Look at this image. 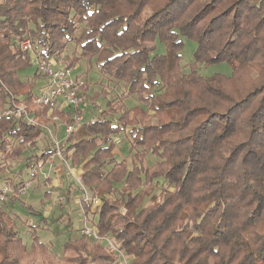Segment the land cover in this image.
Instances as JSON below:
<instances>
[{
  "label": "trees",
  "instance_id": "1",
  "mask_svg": "<svg viewBox=\"0 0 264 264\" xmlns=\"http://www.w3.org/2000/svg\"><path fill=\"white\" fill-rule=\"evenodd\" d=\"M152 1L3 0L0 160H16L35 146L49 122L50 108L32 93L40 76L19 79L29 58L11 43L28 37L39 59H51L73 41L79 52L66 58L65 68L86 59L89 71L95 59L102 78L125 90L86 123L73 111L49 116L72 125L62 156L83 162L81 183L102 196L91 212L98 236L120 241L132 264H264V0H162L151 7ZM182 37L196 44L188 73L180 65ZM156 42L164 55H152ZM220 63L231 67L229 77L198 74L200 65ZM244 71L255 83L248 86ZM131 94L138 105L119 111L117 103ZM14 106L23 108L20 116L2 114ZM116 133L135 150L131 169L112 155L109 137ZM149 153L158 159L152 167L145 162ZM158 179L167 186L143 206ZM88 246L83 235L69 241L58 260L34 235L29 249L0 208V264L112 262L100 243L92 256Z\"/></svg>",
  "mask_w": 264,
  "mask_h": 264
},
{
  "label": "rangeland",
  "instance_id": "2",
  "mask_svg": "<svg viewBox=\"0 0 264 264\" xmlns=\"http://www.w3.org/2000/svg\"><path fill=\"white\" fill-rule=\"evenodd\" d=\"M3 2V0H0V4ZM162 0H153L151 2V7H158L161 4ZM148 15V14H147ZM80 28V26L78 27ZM79 33L75 32V36H77ZM17 40V39H16ZM181 40L183 41V47L181 50V62L180 65L184 67L183 72L184 73H188V67L189 65L194 61L193 59V55L194 52L196 50V44L195 42L188 40L184 37L181 38ZM15 41V40H14ZM20 41V40H19ZM12 44V43H11ZM155 47L156 50L153 52L152 55L156 54V55H164V53L166 52L165 50V46L160 44L159 42L155 43ZM11 50L13 51L12 47ZM73 51H76V54L79 52V48L75 45V43L73 41H70L64 52L58 56H55L51 59H49L52 62L53 65V69H61L64 68V66L67 64V60L71 54L73 53ZM15 52V51H14ZM27 55V54H26ZM29 58V56H28ZM29 63L30 66H27L24 69H21L18 72V77L20 78V80L22 82H27L30 81L31 79L34 77V74L36 73V64L35 62H33L30 58H29ZM88 61L86 59H80V61L77 63V65L74 67V69H72V75L73 77L78 76L77 78L80 79L81 81L85 83H87L89 85L87 91L82 95L84 98V106L81 108L80 114L83 116V123H86L87 121H89V119H93V118H97L100 114V111L103 109H106V102L107 100L110 99H114V98H119V96L122 93H125V90L123 88V84L120 82H107L105 81L102 76L100 75L99 71H98V64L96 62L95 59L91 60V68L89 71H87L88 69ZM223 74L226 77H229L232 73L231 67H229V65H227L226 63H220V64H213V65H208V66H203L200 65L198 68V74L204 77H210L213 76L214 74ZM259 75H263V73H259ZM241 76H245L248 77L246 82H248V86L255 83L251 74H249V72L244 71L241 73ZM26 79H28L26 81ZM37 80H35L34 82H36ZM242 80L239 79V84ZM229 87H232L233 85H238V82H229ZM106 93V95H104L103 93ZM93 96H100L98 97L96 100L92 99ZM139 103L138 100V96L131 94L129 96L126 97V99L121 102V103H117V107L119 109V111H122L125 108H133L136 107ZM8 108H3V110L1 111L2 114L5 113V110H7ZM12 113L14 115H16V111H13L12 109ZM46 133L49 134V140H51V142L53 143V140H57L58 142H60L61 140V136L64 134L65 130H64V125L61 126L59 128V131L56 132L53 129H45ZM60 139V140H59ZM110 142L112 143V145L114 146L113 150H112V155L115 159V161L121 162V161H126L127 163V167L128 169H131L132 167V161L134 160V151L130 152V140L128 139V137L124 134V133H116L114 135H111L109 137ZM50 142V141H49ZM50 142V144H52ZM53 146V144H52ZM107 146V145H106ZM141 150V148L139 149ZM158 161L157 157H155L152 153H149L146 158H145V162L147 164V166L152 167L154 166V164ZM110 166V165H109ZM108 166V168H110ZM157 183V187L155 188V190L149 195L146 196L145 199L143 200V206H147L150 201H151V197L153 195H158L161 192V189H163L165 186H167L166 182L163 179H158L154 181V185H156ZM76 184V185H75ZM75 187L77 188V186L80 188V190L82 189V186H84L83 184H78V183H74ZM88 192H90L89 194H94L99 196L100 198L102 197L101 195L97 194L96 192L93 193V191H90L86 186H84ZM121 185L120 184H114V189L116 191L121 189ZM170 190L172 189V186L168 187ZM82 193V191H81ZM103 198H108L109 200H114V195H110V194H104ZM79 194L78 193H74V201L76 200V198L78 199ZM81 197V195H80ZM29 203L32 204L33 206H35V203H37L38 198L35 195H31L29 198ZM4 204H0V208L1 206ZM69 206H67V209H63V208H57L54 211V215L52 217H50V219L47 220L48 222V228L50 229V240L46 239V236L42 235L47 242V246L49 245L50 241L53 242V247H47V251H49V253L51 255H53L56 259L61 260V258L63 257V246L68 243L69 241H74L73 235L76 234L77 230L80 227V231H82V229L84 228V226L86 225L84 223V220L87 218V226H93L92 222L96 221V217L93 216L92 213H84L79 211L76 207V205H74V202H72L71 204H68ZM15 206H18L22 212H19V219H16V223L18 225V227H20V222L21 221H25L26 219H34L35 216L34 215H30L28 213V209L24 208L23 205H21V202H17ZM2 209V208H1ZM13 209V208H12ZM14 211L16 213V209L14 208ZM20 211V210H19ZM93 208L90 209V212H93ZM82 213V214H81ZM32 217V218H31ZM15 218V217H14ZM89 219V220H88ZM36 220V219H34ZM91 220V222H90ZM23 223V222H22ZM15 224V222H14ZM17 225L15 224V228L17 227ZM96 228V227H95ZM97 230V229H96ZM26 227L22 224V229H21V236H24L25 242H26ZM25 233V234H24ZM81 234V233H80ZM82 236V235H81ZM88 239V248H87V252L90 254V252H93L92 250L94 249L93 244L95 242H98L102 245V248L106 250V254H109V252L111 251L112 253H110V259L112 260V262H110V260H108V257L105 264H132L134 257L133 255L128 254V252L126 250H124L121 247V242L120 241H116L114 240V238L108 234L104 237H97V238H93V237H88L85 236ZM72 239V240H71ZM27 240H28V236H27ZM109 242H113L117 245V248L119 251H122L126 262H124L122 260V258H120V256L118 255V253L112 249H110L109 247ZM24 243V241H23ZM28 243V245L26 244ZM24 243L25 246H31V244L28 242ZM28 247V248H29ZM30 249V248H29ZM99 254V253H98ZM81 255H83L85 257L86 254L81 253ZM88 255V254H87ZM90 256H92V254H90ZM77 264V263H75ZM84 264H100V261H98L96 258L94 260L89 259L87 260V262H85Z\"/></svg>",
  "mask_w": 264,
  "mask_h": 264
},
{
  "label": "crops",
  "instance_id": "3",
  "mask_svg": "<svg viewBox=\"0 0 264 264\" xmlns=\"http://www.w3.org/2000/svg\"><path fill=\"white\" fill-rule=\"evenodd\" d=\"M72 69L75 70V68ZM77 77L78 76H76V78ZM27 80L28 79H26V81ZM44 85L45 79L40 76V78H38L37 81L34 82L32 93L35 96L39 95ZM58 103L61 107L58 106L52 110H57L63 114L72 112L71 109L63 105L61 102ZM52 110H49L46 115V118L49 122L47 126L42 129V134L38 138L35 146H27L22 155L16 160H0V186L8 184L17 192V195L14 196L9 202L2 205L1 208L9 215L13 223L15 222V224L17 225L16 219L20 218L19 212L21 213L22 210L15 205L18 201L21 202V205H23L24 208L28 209V213L30 215H34V219L36 220L26 219L25 221H21L20 227H18L17 225L16 231L18 232L24 243L28 242L29 240V243L31 244L32 236L35 235L38 237L39 242L44 246H47L46 239L50 240L51 238L49 232L50 229L47 226V220L54 215V211L57 208L67 209V206H69L68 204L74 202V205H76L77 209L83 212L84 215L85 211H87V214L88 212L91 213V208L87 209V206L89 205L83 202L82 197H80V195L82 196L81 190L79 188L80 186H77L76 188V184L74 185V183L82 184L81 175L83 173L84 163L82 162L78 165H73L67 158H64V155L63 159L57 156L51 158L52 153L49 154V157L47 159L41 158L42 155L48 152H53L54 150L52 144H50L51 140H49L48 137V129H53L54 131L58 132L59 128L64 125L63 122H61V120H59L58 118H49ZM101 111H103V109ZM31 118L32 117L28 115L26 120H30ZM45 129H47L48 133H46ZM65 137L66 132H64V134L61 136V140L59 139L61 145H66L62 146L63 150H65L70 144L69 142H66ZM0 156H2L1 152ZM74 193L79 194L78 199L76 198L75 201L73 200ZM31 195H35L38 198L35 206L29 203L28 198ZM14 208L16 209V213L14 211ZM22 224L27 229L26 234L28 236V240L26 236V242L24 236H21ZM80 233L81 231L79 227L76 234L73 235L72 239H79L81 237ZM42 235L46 236V239ZM26 244L28 245V243ZM53 244L54 243L50 241L47 247H53Z\"/></svg>",
  "mask_w": 264,
  "mask_h": 264
},
{
  "label": "built area",
  "instance_id": "4",
  "mask_svg": "<svg viewBox=\"0 0 264 264\" xmlns=\"http://www.w3.org/2000/svg\"><path fill=\"white\" fill-rule=\"evenodd\" d=\"M12 49H19L21 52L27 54L29 58L36 64V72L45 79V85L41 89L39 95H37V102L45 106H48L50 110L60 106L58 102L67 106L73 111V118L76 121L82 122L83 116L81 114L76 115V111H81L84 106V98L82 96V87L84 82L80 79L73 77L71 68L53 69L52 62L49 59L38 58L33 50L31 40L26 37L22 40H15L11 44ZM61 107V106H60ZM13 109L16 111V116H20L23 108L21 106H14ZM12 110H5V114H11ZM27 118V116H25ZM29 120V119H27ZM72 125L65 127V132L69 133L72 131ZM53 153L51 158L57 156L63 159L60 142L53 140ZM82 201L87 203L90 208L95 210L100 206L102 200L99 196L89 194L90 192L82 186ZM16 190L8 184L0 186V204H6L14 196H16ZM86 224L81 231V235L97 238L98 232L94 226H87V218L84 220ZM110 249L116 251L120 258L126 262L125 256L122 251L117 248L118 244L109 242Z\"/></svg>",
  "mask_w": 264,
  "mask_h": 264
}]
</instances>
